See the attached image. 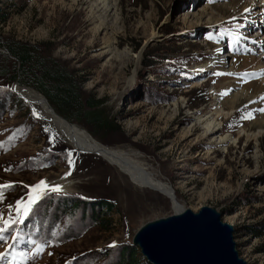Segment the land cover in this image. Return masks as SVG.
<instances>
[{
    "label": "rangeland",
    "instance_id": "1",
    "mask_svg": "<svg viewBox=\"0 0 264 264\" xmlns=\"http://www.w3.org/2000/svg\"><path fill=\"white\" fill-rule=\"evenodd\" d=\"M110 2L104 16L97 0H0V18L8 15L1 41L36 46L74 74L85 99L99 101L114 124L94 132L85 122L69 123L107 147L140 153L157 178L174 185L181 206L218 210L235 228L240 256L264 264V129L250 127L264 117V0ZM103 20L108 29H100ZM217 56L234 70L212 67ZM18 67L1 49L0 213L15 217L16 202L27 201L40 181L70 191L42 194L29 219L52 241L39 255L34 245L26 258L15 250L12 264H116L142 225L174 214L171 202L137 188L102 158L67 146L15 94ZM16 76L18 85L37 90L32 77ZM244 89L258 94L234 109L224 105L217 121L218 98ZM203 117L224 131L206 135ZM243 129L262 134L249 141ZM101 203L113 205L105 227L92 218Z\"/></svg>",
    "mask_w": 264,
    "mask_h": 264
},
{
    "label": "bare ground",
    "instance_id": "2",
    "mask_svg": "<svg viewBox=\"0 0 264 264\" xmlns=\"http://www.w3.org/2000/svg\"><path fill=\"white\" fill-rule=\"evenodd\" d=\"M97 1H100V4L103 5L104 16L112 11L113 8L111 7L112 4L110 0ZM92 13L94 15L93 10ZM100 29H108V26L104 20L101 22ZM211 64L214 68L219 67L221 69H228V71L234 70V65H230L229 60L222 61V58L218 56L217 61H213L211 62ZM261 71L262 73H264L263 70ZM203 73L205 72L201 71V74ZM233 88L237 89L235 87ZM14 92L18 97L21 98L25 105L33 113H35L34 115L41 121L46 123L53 130V132L58 135L63 140V142L71 149L84 154H90L102 158L109 165L115 168L120 174L125 176L131 182V184H133L137 188L144 191H151L167 198L171 202L174 214L181 213L185 210V208L181 206L177 200V191L174 185L169 181H164L157 178L152 173V166L146 159H144V157L140 153L132 150L125 151L117 148H110L101 144L100 142L95 140L94 137H92L86 130L79 126L70 124L69 121L62 118L55 111H52L44 101L43 95L34 88L20 86L17 83L14 86ZM262 92H264V90ZM257 94V92L244 89L242 93L234 94L230 97V99L226 100L223 98H218V103L219 105L221 103V106L220 109L215 111L213 116L215 118L218 117L217 121H219V119L223 117V110L221 109L224 107V105L229 104L231 105V109H234L237 103L240 102L243 97L247 100H254ZM254 119L255 120L250 126L251 129H264V117L256 116ZM211 122L212 121L210 120H206V117L200 118L199 120L200 125H205V128H203L206 135H213L217 132L224 131L225 125L223 127H217V125L211 126ZM262 131L264 132V130ZM243 132L248 135L249 141L254 138L260 137L262 134L261 131H258L257 134L251 133L252 136L250 137V133H248L246 130L243 129ZM229 139L230 138L227 137L222 138L220 143L226 144L229 142ZM60 188L62 189L61 192L70 191L67 185L60 186Z\"/></svg>",
    "mask_w": 264,
    "mask_h": 264
},
{
    "label": "water",
    "instance_id": "3",
    "mask_svg": "<svg viewBox=\"0 0 264 264\" xmlns=\"http://www.w3.org/2000/svg\"><path fill=\"white\" fill-rule=\"evenodd\" d=\"M43 98L55 111L47 97ZM222 217L209 206L198 212L185 209L142 225L131 246L149 264H248L237 249L234 226Z\"/></svg>",
    "mask_w": 264,
    "mask_h": 264
},
{
    "label": "trees",
    "instance_id": "4",
    "mask_svg": "<svg viewBox=\"0 0 264 264\" xmlns=\"http://www.w3.org/2000/svg\"><path fill=\"white\" fill-rule=\"evenodd\" d=\"M2 10H0L1 12ZM8 15L3 14L0 18V25L6 24ZM7 49L9 54L14 57L19 65V69L15 68L11 80H17L22 84L21 79L16 76L19 71L20 77L33 78L31 83L39 93L47 97L55 111L66 120L85 122L88 126L95 130L108 129L114 124L100 111V102L86 100L79 82L75 79L74 74L65 69H61L53 60H47L39 53V48L21 41L5 40L1 41L0 50ZM4 74L7 71L2 70ZM101 209H92V218L101 227H105L107 222L105 215L110 214L113 205L110 203H101ZM72 208H79L80 203H72ZM87 215V214H85ZM30 216V215H29ZM16 225L11 226L9 231H13ZM24 230L31 234H37L42 238V225L35 222L32 217L26 220ZM49 232H47V235ZM52 241L50 236L43 237ZM116 264H149L141 256L138 248L131 245L123 248L117 258Z\"/></svg>",
    "mask_w": 264,
    "mask_h": 264
},
{
    "label": "snow or ice",
    "instance_id": "5",
    "mask_svg": "<svg viewBox=\"0 0 264 264\" xmlns=\"http://www.w3.org/2000/svg\"><path fill=\"white\" fill-rule=\"evenodd\" d=\"M211 39V37H209ZM261 75H264V73H261ZM264 99V97H262ZM261 111H264V109H261ZM35 114V113H34ZM251 114L249 113L250 118ZM69 155H71L69 153ZM71 163V161H70ZM70 174V173H69ZM3 187H8L7 185ZM45 191H53V192H60L62 189L60 186H54L49 188V185L45 181H40L37 185L31 187L29 189V196L27 201H17L15 205V212L16 216L12 217L9 216L7 219L4 218V215L0 213V242L7 243L8 239L10 238L12 240V244L9 245V248H14L21 240V237L19 235H10L6 236L5 233L9 232V229L13 225L17 224H24L25 219L29 217L30 213L33 212L34 206L38 204L39 200L42 198V194ZM3 194L0 192V200H2ZM11 211V207H10ZM29 243H35V241H29ZM50 243V241L46 242ZM114 246V245H110ZM44 249V244H38L36 246V254L39 255ZM8 253L0 254V260H5L8 257ZM23 255V254H21ZM16 259L15 255H12V260L9 261V264H12V261Z\"/></svg>",
    "mask_w": 264,
    "mask_h": 264
}]
</instances>
